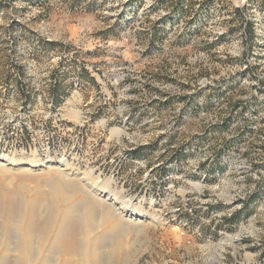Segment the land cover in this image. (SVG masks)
Returning a JSON list of instances; mask_svg holds the SVG:
<instances>
[{"label":"rangeland","instance_id":"1","mask_svg":"<svg viewBox=\"0 0 264 264\" xmlns=\"http://www.w3.org/2000/svg\"><path fill=\"white\" fill-rule=\"evenodd\" d=\"M162 1L0 0L2 250L10 218L24 224L12 232L20 246L38 219L29 208L48 203L39 249L61 259L62 216L80 204L76 226L108 235V264H264V0H184L186 17ZM243 6L253 40L230 22ZM83 173L157 221L120 209L137 223L118 236L119 206L106 200L114 210L100 208L86 235L83 203L105 198ZM57 177L77 190L69 205Z\"/></svg>","mask_w":264,"mask_h":264},{"label":"bare ground","instance_id":"2","mask_svg":"<svg viewBox=\"0 0 264 264\" xmlns=\"http://www.w3.org/2000/svg\"><path fill=\"white\" fill-rule=\"evenodd\" d=\"M3 162H4L3 165H5V166L8 165L7 163H11V164L17 163L15 160H13L10 157H5ZM43 165L44 164L42 163V164L38 165V167H41ZM27 166H29L30 168L37 167V165H35L34 162H30ZM82 175L83 176L80 177V180L81 181L88 180L87 183H85V184H88V185L90 184L89 188H91L92 190L101 192V194L103 195V198H105L102 201V198L100 199L99 196L94 194L96 197H99V198L97 199L96 197L91 195L94 198V200H92L91 202L87 201V202L83 203V204H85L86 207L88 206L87 210L89 212L88 219H89V223L90 224L88 223V228L86 229L87 230L86 235H89V233H94V232L98 231L100 226L98 225L97 217L99 218V216H97L96 214H97L98 211H100V208H103V209L105 208V201L106 200L107 201L109 200L110 204H117L119 206V208L115 209L116 211L119 212L118 213V212H116L114 210V208L110 204H107V205H109L108 208L113 209L114 210V214L116 213L114 216L112 215L113 218L117 217V216L118 217L120 216L119 217L120 219L118 220L116 218L117 221L115 223H113V225L110 226L111 228L110 227L108 228L109 230L115 231L118 234V236H122L123 234L126 233V231L129 229V226H130L128 224V221H131V220L127 219V217H125V215H123V212L120 209H123V211L129 212L131 214V217L132 216H134L135 218L141 217V218L149 219L150 221H157V219L155 217H149L148 218L146 213H144L143 211H141L139 209L133 208L131 205H129L125 201L121 200L120 197H118V196H116L114 194H111L110 191L103 192L101 190V188H100V187H102L100 185V183L98 181L96 182L93 178H91L90 174L88 175V174L83 173ZM106 184H110V183L107 181ZM54 185L57 186L56 192H58L62 196V200L60 201V203L62 202L63 204L66 203V204L69 205L71 203V201H72V199L74 197V194H75V192L77 190L72 188L71 187L72 184H70L67 180H65L63 178H58L57 181H56V184H54ZM88 185L86 187H88ZM11 194H12V192H11ZM9 196H11V195H9ZM13 197H14V195H13ZM12 199L9 201L10 204H7V205L9 206V209L17 210L16 207L18 205L17 204L18 201L15 200L17 202L16 203V202H14V199L13 200ZM2 200L4 201V197L0 196V210L2 209V211L5 212V210H4L5 207H4V205L1 204V203H3ZM17 200H18V198H17ZM19 200H20V198H19ZM30 202H31V200H30ZM39 206H41V205H39ZM34 207L33 208L32 207L29 208V206H28V208L31 209L30 214L32 213L33 217L35 215H37L38 219L37 218L34 219L32 217L34 221H31L32 220L31 219L30 222H28V225L26 224L27 222L25 223L26 224V227H25L26 229L24 230V235H23V237L21 239L22 241H20V246H19V244H16V242H14V240H13L14 235H13L12 232H13V230H15V228H17V229L19 228L20 229V226H22L24 224L22 222L17 221L13 217L10 218V220H11V222H10L11 224L10 225L11 226L7 227L8 229H6L7 230L6 239L10 243L7 246H5L3 248V250H2V248H0V261H1V264H108V258L110 256V254L107 255V254H104V253L100 252V251H102V248L109 247L110 241H109V239L107 237L108 235L107 236H105V235L98 236V237H96L94 239H91V237L87 238L88 236L83 235V230L84 229L82 230V227H80V225L76 226V221H75L76 220V217H75L76 214L74 213V211L79 209L80 204L79 205L76 204V206H74V205L73 206L72 205L69 206L68 209H66V214L64 213V216H62V220L64 221V226H67V225L70 226L71 230L66 232L67 233L66 234L65 233L66 230L63 227L62 230H60L56 234V237H55V240H54V243H53V248L56 249L55 252L57 250H59V252H60L59 257H61V259L55 260L54 257H51V256L47 257L48 255L42 257L41 256V252L42 251L40 252V249H39L40 248L39 245L41 244V243H39V240L42 241L41 238H43V234L45 233L46 228L51 224L50 220H44L43 221L42 219H43V217H44V215L46 213L50 212V208H52V207L50 206V208H49L48 203L47 204H43L41 212H38V210H40L41 208H38L36 206L38 208V210H37V208L36 207L34 208ZM108 208L104 209L105 212H106V210L108 211ZM32 214H31V216H32ZM134 217H133L134 221H131V222L137 223L135 221L136 219ZM47 218H49V217L47 216ZM36 220H37V222H36ZM22 227H24V226H22ZM37 227H40V229H37ZM112 228H114V230ZM21 229L23 230V228H21ZM38 230H39V233H38ZM72 230H74V232ZM80 230H82V231L80 232ZM19 231L21 232V230H19ZM19 231H16V232H19ZM84 233H85V231H84ZM103 233H104V231H103ZM15 235H18V233H16ZM69 235L72 236V240H70L71 238L69 237ZM80 235L84 236V238L81 241L78 238ZM110 235H112V234L110 233ZM19 236H20V233H19ZM66 237L68 238L69 241H67L65 239ZM7 241H5V242L7 243ZM82 241H83L84 245L83 246L82 245H78V243H80ZM70 242H72V243H70ZM73 242L74 243L77 242V244H76L77 247L76 246L75 247L71 246V248H67L66 247L68 245L74 244ZM88 244L92 245V249H89V248L87 249ZM8 253H14L15 256L10 258L9 256H11V255L8 256ZM49 254H52V252L49 253ZM111 255H113V253Z\"/></svg>","mask_w":264,"mask_h":264},{"label":"trees","instance_id":"3","mask_svg":"<svg viewBox=\"0 0 264 264\" xmlns=\"http://www.w3.org/2000/svg\"><path fill=\"white\" fill-rule=\"evenodd\" d=\"M163 3L168 2V0H164L162 1ZM213 2V0H205L203 1L202 4V10H208L209 6L211 5V3ZM168 4H170L171 8H173V13H178L181 16H188L189 11H191L193 8L194 3L192 2H188L185 3L184 0H172L170 2H168ZM200 4V5H201ZM169 6V5H168ZM247 11H248V7L247 6H243V7H238V8H234L232 11V17H231V23H240L241 24V28L245 31L247 39L248 40H253L255 39V29H254V23L250 20L247 19ZM122 20L125 18V14H122ZM197 18H195L192 23H194L196 21ZM191 23V24H192ZM161 26V22H158L156 24L153 25L152 27V36L154 37L155 40L161 41L162 40V30L160 29ZM198 33V29H194V31H192V34L195 35ZM54 92L56 94V92H59V90L57 89V87L54 88ZM237 108V107H236ZM235 108V109H236ZM228 125V124H225ZM140 152V150L138 151ZM252 199V198H251ZM251 201V200H249ZM241 212H239L238 214L234 215V218H237L238 215Z\"/></svg>","mask_w":264,"mask_h":264}]
</instances>
